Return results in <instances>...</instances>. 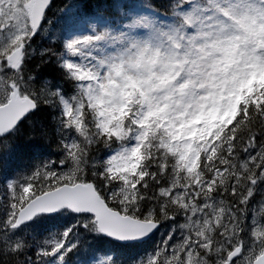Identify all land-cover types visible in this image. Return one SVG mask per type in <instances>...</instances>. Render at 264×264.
I'll list each match as a JSON object with an SVG mask.
<instances>
[{
	"label": "rangeland",
	"instance_id": "1",
	"mask_svg": "<svg viewBox=\"0 0 264 264\" xmlns=\"http://www.w3.org/2000/svg\"><path fill=\"white\" fill-rule=\"evenodd\" d=\"M28 2L0 0V63L10 48L30 32ZM174 11L182 18L179 24L159 20L144 11L117 29L101 33L95 26L84 25L65 37L66 44L78 54V58L65 61L72 67L82 89L81 98L75 97L74 104L62 99L60 125L63 136H70V144L73 143V128L77 131L80 128V109L85 103L98 107L96 124L101 132L118 134L117 119L125 109L126 101L131 98L135 87L142 90L144 105L138 119L140 127L131 143L111 149L105 156L93 160L94 164L106 165L109 176L115 180L110 192L124 196L131 194L133 186L127 172L151 115L164 120L172 134V147L179 154L181 166L186 165V170L194 172V153L191 150L203 144L202 139L207 137L203 134L210 132L216 120H224L234 111L245 94L244 90H251L256 82L264 79V51L255 49L257 44H264V0H209L207 5L196 0H180ZM2 21L6 23L1 25ZM138 60L142 70L137 68ZM253 74L255 78L251 79ZM169 78L174 80V84L165 90L163 84ZM7 92V76L0 74V102L6 98ZM261 157L263 153L259 154ZM58 172L68 175V170ZM187 176L188 179H180L175 175L171 181L167 192L173 193L175 201L183 200V188L188 190L192 175ZM27 178H31V174L22 176L19 184ZM206 185L200 191H204ZM203 198L206 200L199 204L184 200L186 212L182 219L160 228L152 239V249L134 264H148L157 247L164 249L167 244V248H178L165 249L158 264H215L206 257V253L211 251L206 230L211 231L214 224L220 223L222 229L228 220V232H217L219 235L214 237L213 244L216 247L226 245L233 232L235 242L242 240L243 243V251L233 264H250L264 245V195L257 202L251 200L243 213L226 210L213 196ZM73 217L63 210L59 216L61 227L50 222L48 227H44L41 219L32 226L33 233L41 232L46 242L56 246L46 264H68L64 260L66 254L82 236L65 231V222H71ZM13 218V207H2L0 222L10 226ZM76 219L84 230L89 228L86 217ZM13 231L10 228L6 233L9 243L19 239ZM8 242L3 241L0 235V243L9 247ZM197 242L204 246L205 253L197 252ZM182 244L184 248L186 246L184 256H180L179 251ZM81 251L87 254L86 248L82 247ZM81 260L73 256L71 263L82 264ZM219 263L218 260L216 264ZM85 264H100L99 256L93 255Z\"/></svg>",
	"mask_w": 264,
	"mask_h": 264
},
{
	"label": "trees",
	"instance_id": "2",
	"mask_svg": "<svg viewBox=\"0 0 264 264\" xmlns=\"http://www.w3.org/2000/svg\"><path fill=\"white\" fill-rule=\"evenodd\" d=\"M72 1L77 6L74 18L78 21H97L103 27L127 20L129 11L135 9L140 1L160 14L170 13L173 5V0ZM200 1L206 3V0ZM63 5L65 0H53L51 9L46 12L47 20L52 18L54 6L58 8ZM59 21L60 27H64L62 20ZM58 29L60 30L59 27L56 30ZM36 37L31 40H34L31 43L34 51L24 56L20 70L13 73V76L19 91L33 98L37 109L23 120L14 132L5 137L7 145L4 149L9 150L2 151L0 157V210L8 205L17 209L42 190L55 187L61 182L78 180L79 175L84 172L85 180H91L95 184L97 191L110 207L138 218H147V215L152 213V217L162 225L166 222L170 224L173 218L177 219L178 204H172L170 198L161 193V189L170 184L175 174H178L180 179L185 176L177 168H180L181 162L171 146L172 134L165 127L164 121L158 117H150L146 135L135 150L128 171V177L134 185L132 200L126 202V199L118 200L115 195L109 196L107 190L115 180L108 177L103 163L91 165L90 160L133 138L132 134L138 128L139 109L143 104L141 97L128 107V112L124 113L119 121L122 130H132L126 137L106 136L96 131L93 126L94 109L85 105L81 113V132L76 134L77 143H74L72 150L68 147L70 142L63 141L60 126L61 102L58 95L59 90L63 96L69 98L76 94L71 73L62 66L66 51L57 37L49 39L39 34ZM136 93L133 102L140 96L138 89ZM73 132L77 133L74 128ZM209 134L203 145H197L191 150L197 157L196 172L200 171V178L208 183L201 196L218 197L224 204L236 205L237 210L242 212L248 204L247 200L246 203L242 200L256 187L254 180L258 176V168L254 163L243 164L241 161L250 150L262 148L264 151V84L246 96L232 119L214 123ZM33 159L47 161L54 167L53 174L46 178L39 175L38 180L32 181L24 192V197L10 195L4 185L5 178L18 171H24ZM60 163L65 167L62 168L63 171L68 170V175L59 174ZM184 168L183 166L181 169ZM188 189L195 190V187L190 183ZM9 196L15 200L10 202ZM59 215L41 218L45 223L50 222L56 227H61ZM64 225L66 232L82 235L79 246L85 245L89 251L100 252L105 245L108 247L105 248L106 251L122 256L119 261L123 264L135 259L145 248V242L122 245L99 235L91 218L87 230L76 220L70 224L66 221ZM4 230L5 227L0 224L3 241ZM41 238L28 234L16 247H7L0 243V264H42L53 247L44 244ZM72 254L76 255V251H69L67 258Z\"/></svg>",
	"mask_w": 264,
	"mask_h": 264
},
{
	"label": "water",
	"instance_id": "3",
	"mask_svg": "<svg viewBox=\"0 0 264 264\" xmlns=\"http://www.w3.org/2000/svg\"><path fill=\"white\" fill-rule=\"evenodd\" d=\"M50 1L31 0L29 9L34 30L40 24L42 15ZM20 53L21 51L18 49L8 57L14 70L20 63ZM169 84L170 82L167 83V86ZM34 107V103L29 98L20 97L14 89L9 95L8 102L0 106V136L7 134L23 117L34 110ZM61 208H67L77 214H92L100 232L120 242L142 240L156 228L154 222L131 219L109 210L90 182L61 185L36 196L18 212L14 226L18 227L31 221L37 214H53ZM254 264H264V250L263 255Z\"/></svg>",
	"mask_w": 264,
	"mask_h": 264
}]
</instances>
